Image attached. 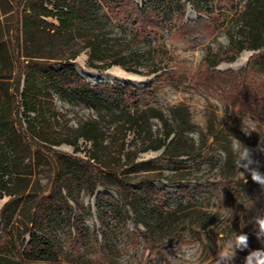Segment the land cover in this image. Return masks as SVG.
<instances>
[{
    "label": "trees",
    "instance_id": "1",
    "mask_svg": "<svg viewBox=\"0 0 264 264\" xmlns=\"http://www.w3.org/2000/svg\"><path fill=\"white\" fill-rule=\"evenodd\" d=\"M214 1L145 0L138 5L133 0H55L57 13L54 15L46 7L48 3L45 0H0L1 15L13 9L20 13L14 38L17 47L22 44L25 49L23 56L27 63L23 70L22 98L24 115L28 119L26 126L22 127L23 122L18 117L12 96L4 88V102L0 104V200H7L0 208V264H85V250L91 238L73 197V181L85 185L90 194L95 195L96 220L100 229L94 231L101 243H97V236L94 235V253L102 264H109L114 250L124 246L118 241V230L129 240V246L136 245L139 236L128 229V222L136 230L143 227L146 250L150 253L155 250L166 215L175 216L176 211L164 212L162 206L154 204L157 198L165 196L164 192L156 189L155 176L143 174L130 178L129 175L137 171L132 170V165L128 163H133L138 153L159 150L169 154L175 162H182L181 157L191 158L194 142L184 136L189 124L188 112L182 107H172L166 113L158 110L144 102L146 90H129L130 86L120 85H91L75 73L72 61L87 50L88 66L91 68L103 70L120 66L127 72L141 74L128 64L139 65L146 59L149 62L146 74H156L161 67L157 65L154 47L157 44L151 45L149 41L150 30L167 27L171 31L189 28V32H197L201 30L202 23H206L208 28H227L231 19L228 20L225 9L216 12ZM216 1L226 2L225 7L227 4L236 6L233 18L238 35L229 38L227 51L207 58L206 66L214 70L220 62L232 63L241 52L253 51L257 53L249 58L247 69L239 73L230 72L229 76L237 81L244 80L247 75H255V72L263 74L264 65L258 64V61L264 59V0H237L236 4L234 0ZM188 6L199 17L196 23L185 27L182 20ZM53 16L57 19V26L46 21ZM125 18L133 19L134 26L141 25V33H146L144 36L147 38V43L141 48L127 53L122 49L114 51L115 44H130L138 37V34H129L127 38L123 23ZM107 25L119 28L120 34L110 38V32L104 29ZM46 38L58 44L63 40L74 41L78 48L63 57L56 54L53 44L41 53L38 49ZM111 41L113 45L109 46ZM5 45L6 42L2 41L0 58L11 66ZM46 45L45 48L48 47ZM110 51L114 56L111 60L107 55ZM57 60L64 64L55 70L50 63ZM253 69H256L255 72ZM12 73L10 68L3 73L0 71V85H7L13 78ZM20 85L18 77L15 92L19 91ZM52 91L64 101L82 103L95 113V119L70 128L64 137L51 134L55 129L54 118L45 105L51 102ZM30 114L34 115L33 118ZM12 117H15V122L11 121ZM153 119L161 125V137H157V132L152 130ZM226 128L224 125L218 131L209 130L211 142L208 149L223 154L217 177L232 193L237 184L235 175L240 169L235 164V149L222 138ZM108 132L115 139L108 137ZM128 133H133L134 141H138V148L133 151H125ZM80 139L91 144L85 158L51 154L54 152L52 148L60 145L78 151ZM40 146H44L46 151L40 152ZM112 146L116 149L117 161L125 159L126 163L109 166ZM205 146L206 140L199 149ZM47 163L54 167L61 180L48 193L35 174L39 166ZM185 176L184 171L177 172L169 177L168 182L177 184L178 191H187L183 182ZM107 177L114 178L117 183L116 197L95 194ZM68 201L74 204V209ZM62 217L63 221L58 223V218ZM60 224L69 235L67 251H64L66 243L62 233H57ZM26 236L28 242L25 241ZM172 238L177 242L182 240L179 235Z\"/></svg>",
    "mask_w": 264,
    "mask_h": 264
},
{
    "label": "rangeland",
    "instance_id": "2",
    "mask_svg": "<svg viewBox=\"0 0 264 264\" xmlns=\"http://www.w3.org/2000/svg\"><path fill=\"white\" fill-rule=\"evenodd\" d=\"M45 1L48 3L46 7L55 15L57 13V10L54 9L55 0ZM133 1L141 5L145 0ZM182 1L189 2V0ZM236 2L237 0H234L235 4ZM220 3L215 0L213 7L216 12H223L225 9V14L229 17L228 20L231 19L227 28L216 29L211 26L208 28L206 23H202L201 30L197 32H189V28L171 31L167 27L150 30L149 41L151 45L157 44V47L154 46L157 65L161 67V70L156 74H146L149 69V62L146 59H143L139 65L128 64L129 67L135 68L141 74L127 72L120 66H112L103 70L91 68L88 66L87 50H83L72 61L73 69L80 78L82 77L78 72L84 75H90L91 71L101 74L113 67L126 73L138 75L142 80L138 83L113 79L108 82L89 84L130 86L129 90H146L147 96L144 102L164 113L172 107H182L189 115V124L184 136L194 142L193 156L188 159L181 157L182 162L173 161L169 154L159 150L138 153L134 162L128 163L129 166L132 165V170L137 171L130 174V178L143 174L155 176L154 185L158 191L164 192L165 196L161 199L157 198L154 204L162 206L164 212L176 211V214L175 216L166 215L162 232L158 234L157 246L152 253L146 250L143 227L140 226L139 230H136L131 222H128V229L139 236L137 243L129 246V240L124 237L121 230H118L120 235L118 241H121L124 246L114 250L109 264H184L186 254L194 258L193 264H216L219 253L225 250L228 242L234 240L235 236L241 232L249 235L248 248L243 251L237 250L234 259L229 264H244L245 257L250 251L264 248V239L256 238L259 229L258 220L264 218V186L251 182L250 176H246L247 182H245V179L240 175V171H243L241 169L235 175L234 180L237 183L235 190L229 193L226 186L217 177L223 154L218 150L208 149L211 142L209 130L218 131L224 125L227 128L223 132L222 138L230 143L232 149H235L234 138L249 145L252 149H256L260 140H264V73H256V69H253L255 75H247L244 80L237 81L232 80L229 76L230 72L245 71L249 58L257 52L243 51L234 62H220L214 70L206 66L207 58L211 59L210 57L213 55L227 51L229 38H236L238 35L233 18L236 6L227 4L225 7L223 5L226 2L221 1ZM19 15L20 13L15 9L4 16L0 13V46L2 41L6 42L5 48L11 59L10 66L0 58V71L3 73L10 68L13 72V78L8 84L0 85V104L4 102L2 90L6 88L12 96L13 105L18 110V117L23 122L22 127H25L28 119L24 115L22 94L23 70L27 61L23 56L25 49L22 44L18 48L14 38ZM198 17L188 6L182 25L186 27L187 24L196 23ZM46 21L55 26L58 25L55 16L46 18ZM123 23L127 38L129 34H138V37L130 44L121 42L115 44L114 51L122 49L125 51L124 53H127L130 50L141 48L147 43V38L144 36L146 33H141V25L134 26V20L126 18L123 19ZM229 25L230 28H228ZM104 29L110 32V38L120 34L119 28L115 29L110 25L105 26ZM46 39L40 44V49L37 47L36 50L45 53L50 49L49 46L54 44L56 54L65 57L78 48L74 41L63 40L58 44L56 41ZM45 44L48 47L45 48ZM112 45L113 41L109 42V46ZM243 53L248 54V59L243 66L238 67L235 63ZM107 55L110 60L114 57L111 51ZM79 59H83V64H80ZM50 64L52 68L58 70L64 63L57 60ZM258 64L263 66L264 59H260ZM215 72H219V74ZM18 77H20L21 85L19 91L15 92ZM230 81L232 82L230 83ZM37 87L39 89L40 86ZM51 98V102L49 105H45V109H50V113L53 114L52 122L55 124L54 131H51L53 135L64 137L70 128L74 129L83 121L95 119V113L82 103L75 100L64 101L53 91ZM33 116L30 114L31 118ZM11 121L15 122V117H12ZM151 124L153 132H157V137H161L159 121L153 119ZM241 128L250 130L251 134L245 135ZM194 133L196 135H192ZM107 136L114 138L109 132ZM204 140H206V146L200 150L199 147ZM125 143L126 146L128 145L125 151H133L138 148V141H134L133 133L127 134ZM78 146V151L67 145L53 147L54 152L51 154L85 158L86 151L91 148L90 142L80 139ZM39 151L45 152L46 148L40 146ZM109 151L108 164L110 167L126 163L125 159H121V162L117 161L115 147L112 146ZM256 159L264 164V154L256 153ZM182 171L186 174L183 182L187 191H178L177 184L168 182L170 176ZM261 171H264V167L261 168ZM35 174L46 193L53 190L61 181L54 171V167L48 163L39 166ZM210 184L213 185L212 188L209 187ZM72 187L74 200L80 208L82 220L87 226L91 238L85 250V264H102V261L95 257L94 253V235L97 236V243H101L100 237L94 231L100 229L96 220L95 195L92 196L88 188L77 181H73ZM116 189L117 183L114 178L107 177L97 187L95 194L116 197ZM62 194L64 195V193ZM6 200L7 198L0 200V208ZM68 203L73 209L75 208L72 202L68 201ZM59 219L58 223L63 221V217ZM57 233L58 235L62 233V239L66 243L64 251H67L70 245L69 235L66 233V229L63 230V224H60ZM174 235L182 236V240L177 242L172 238ZM25 241L28 242L27 236ZM61 258L62 256H60ZM256 259L260 260V264H264L260 253H256L253 264ZM221 264H225V262L221 261Z\"/></svg>",
    "mask_w": 264,
    "mask_h": 264
},
{
    "label": "clouds",
    "instance_id": "3",
    "mask_svg": "<svg viewBox=\"0 0 264 264\" xmlns=\"http://www.w3.org/2000/svg\"><path fill=\"white\" fill-rule=\"evenodd\" d=\"M241 131L245 135H250L251 131L246 130V128H241ZM192 135H196L195 133ZM234 147H235V164L238 169H243L240 171L241 177L246 181V176H250L251 180L260 185L264 186V171H261V168L264 167V164L260 160L256 159V153L264 154V140H260L256 149L249 148L243 144L238 139L234 138ZM259 229L256 234L258 240L264 239V218L258 220ZM249 235L247 233L241 232L235 236L234 240L229 241L226 249L219 253V259H217L216 264H221V261H224L225 264H229L235 257L236 251L246 250L248 248ZM256 253L261 254V259H264V248L256 249L250 251L248 256L245 257L244 264H253L254 259L256 258ZM193 257L191 255H185L184 264H193ZM255 264H260V260L256 259Z\"/></svg>",
    "mask_w": 264,
    "mask_h": 264
},
{
    "label": "bare ground",
    "instance_id": "4",
    "mask_svg": "<svg viewBox=\"0 0 264 264\" xmlns=\"http://www.w3.org/2000/svg\"><path fill=\"white\" fill-rule=\"evenodd\" d=\"M248 54L247 53H243L239 59L236 61L235 65L238 67L243 66L246 61ZM80 64H83V59H79ZM79 75L88 83L94 84L96 82H108V80H113V79H117V80H129L133 83H138L141 82V78L138 75L135 74H131V73H126L116 67H113L111 69H109L108 71L104 72V73H96L94 71H91L90 75H84L83 73L78 72Z\"/></svg>",
    "mask_w": 264,
    "mask_h": 264
}]
</instances>
